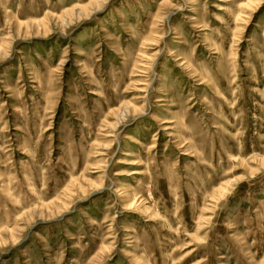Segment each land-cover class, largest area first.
I'll return each instance as SVG.
<instances>
[{"label": "rangeland", "instance_id": "1", "mask_svg": "<svg viewBox=\"0 0 264 264\" xmlns=\"http://www.w3.org/2000/svg\"><path fill=\"white\" fill-rule=\"evenodd\" d=\"M0 264H264V0H0Z\"/></svg>", "mask_w": 264, "mask_h": 264}]
</instances>
